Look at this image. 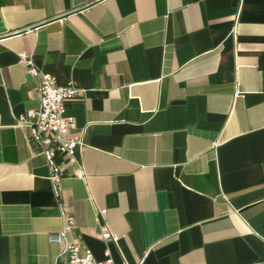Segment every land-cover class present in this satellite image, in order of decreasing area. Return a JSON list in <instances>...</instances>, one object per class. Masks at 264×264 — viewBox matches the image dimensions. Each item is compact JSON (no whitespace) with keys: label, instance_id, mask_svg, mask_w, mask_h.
Returning <instances> with one entry per match:
<instances>
[{"label":"crops","instance_id":"0c3cea01","mask_svg":"<svg viewBox=\"0 0 264 264\" xmlns=\"http://www.w3.org/2000/svg\"><path fill=\"white\" fill-rule=\"evenodd\" d=\"M21 56L78 90L59 198ZM58 201L96 259L264 264V0H0V264H54Z\"/></svg>","mask_w":264,"mask_h":264},{"label":"built area","instance_id":"2783aa9c","mask_svg":"<svg viewBox=\"0 0 264 264\" xmlns=\"http://www.w3.org/2000/svg\"><path fill=\"white\" fill-rule=\"evenodd\" d=\"M20 61L26 66L29 73L38 77V106L27 109L17 118V122L28 126L33 138L41 145L42 152L46 157L51 188L59 198L62 173L55 156L60 153L65 157H71L76 147L81 143L77 135L70 133V130L75 126V121L72 116L66 113L64 107V102L76 96L78 90L70 85H57L52 74L37 70L25 56H21ZM78 174L81 175L82 172L79 171ZM58 206L61 228L50 237L61 243L62 248L56 255L54 264H129L125 261L116 263L109 255L104 259H96L89 250L80 253L78 242L68 237V233L75 224L74 216L63 208L60 201H58ZM104 211L105 208L99 209V212ZM99 230L102 238H117L104 224L100 225ZM61 254H64L65 258H61Z\"/></svg>","mask_w":264,"mask_h":264}]
</instances>
